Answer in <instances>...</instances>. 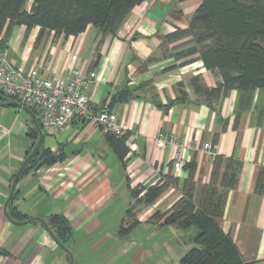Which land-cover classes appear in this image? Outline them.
<instances>
[{"label":"crops","instance_id":"obj_1","mask_svg":"<svg viewBox=\"0 0 264 264\" xmlns=\"http://www.w3.org/2000/svg\"><path fill=\"white\" fill-rule=\"evenodd\" d=\"M200 5L201 0H146L132 10L114 36L93 25L68 37L55 31L41 34L40 27L27 31L25 26H15L4 49L0 36V59L5 57L25 73L48 78L76 68L95 71L98 81L88 90L94 105L114 110L127 126L128 135L135 136L121 161L109 137L94 124L75 122L65 131H42L44 148L64 153L65 160L25 174L17 185L14 207L30 218L46 221L55 214L65 216L72 224L73 237L79 232L89 235L111 221L127 226L130 220L139 222L136 229L147 224L150 235L158 237L176 228L163 226L162 219H151L157 212L170 211L183 196L189 176L186 165L192 162L197 166L193 203L200 206L214 168L212 157L204 150L209 143L212 151L224 158L218 187L227 160L241 164L238 185L228 191L224 216L217 223L229 233L246 263L264 264V195L256 193L264 169V113L259 109V90L253 94L250 110L238 118L236 90L209 105L202 89L195 88L215 89L222 82L220 75L206 70L197 60L198 54L177 57L194 46L187 44L190 39L166 40L177 30L189 28ZM30 7L31 3L28 10ZM171 67L177 68L167 71ZM123 91L126 99L113 102ZM32 128L28 112L0 104V264H70L69 254L41 224L18 226L5 214L13 179L37 143L30 136ZM159 133L192 147L180 172L173 168L177 147H156ZM166 182L168 189L151 205L142 202L144 192L132 198V190ZM132 207L133 216L129 217ZM72 240L65 246L75 254L73 264H87V254L76 253ZM156 250H162L160 243ZM186 252L180 251L178 262ZM141 253L145 262L148 257Z\"/></svg>","mask_w":264,"mask_h":264},{"label":"trees","instance_id":"obj_2","mask_svg":"<svg viewBox=\"0 0 264 264\" xmlns=\"http://www.w3.org/2000/svg\"><path fill=\"white\" fill-rule=\"evenodd\" d=\"M145 1L0 0L2 48H6L7 40L15 26H25L27 31L40 27L41 34L46 31H55L68 37L76 36L87 26L93 25L102 33L114 36L132 10ZM29 3L31 7L28 10ZM184 39H190L187 44L194 46L178 54L177 57L198 54L197 60L203 63L204 68L217 71L221 77L222 82L213 90L195 88L198 91L202 89L207 103L211 105L214 99L236 90L238 93L237 118L250 110L254 92L264 91V0H201V5L194 12L189 28L177 30L166 37L169 42ZM193 61L185 62L183 66ZM176 68L171 67L167 71ZM126 95V91L117 94L113 102H122L126 99ZM11 101L13 100L0 95V104ZM259 109L264 113V104ZM30 136L37 142L40 134L36 128H32ZM108 137L119 159L123 161L130 151L125 141L126 137ZM65 157L64 153L54 154L43 145L38 156L27 165L21 178L34 168L52 167L63 162ZM213 161L211 181L203 192L199 207L193 203L197 166L195 162H192L186 165L189 176L185 181L183 196L174 203L170 211L157 212L151 222L162 219L163 226H172L184 233L193 231L192 237L187 242L194 247L185 253L179 264H255V262L246 263L243 260L229 233L224 232L217 223V220L224 216L228 191L235 189L238 185L241 164L228 159L220 187H218L224 158L216 155ZM168 187L169 184L166 182L160 186L138 188L132 190L131 195L132 198H138L144 192L142 202L145 205H151L165 193ZM18 192L19 190L16 189L8 205V214L15 222L31 220L32 218L13 206ZM256 193L264 195V169L259 173ZM133 211L132 207L129 217L133 216ZM30 222L40 224L35 220ZM47 223L64 246L72 239L73 227L65 216L52 215ZM138 225L137 220L132 221L128 226L122 224L119 235L128 236Z\"/></svg>","mask_w":264,"mask_h":264},{"label":"built area","instance_id":"obj_3","mask_svg":"<svg viewBox=\"0 0 264 264\" xmlns=\"http://www.w3.org/2000/svg\"><path fill=\"white\" fill-rule=\"evenodd\" d=\"M97 81L95 71L76 68L44 78L15 68L5 57L0 59V95L34 112L43 132L65 131L75 122L90 123L100 127L105 136L126 137L129 145L135 136L128 135L129 130L117 113L94 105L88 90ZM155 144L157 148L177 147L173 168L180 172L185 154L192 147L162 133L157 135ZM204 150L212 159L216 156L211 144H205Z\"/></svg>","mask_w":264,"mask_h":264},{"label":"rangeland","instance_id":"obj_4","mask_svg":"<svg viewBox=\"0 0 264 264\" xmlns=\"http://www.w3.org/2000/svg\"><path fill=\"white\" fill-rule=\"evenodd\" d=\"M178 5L181 8L180 2ZM259 93L258 103L263 105L264 91L259 90ZM34 141L36 143V140ZM130 222L132 221L130 220L126 225L128 226ZM120 227V222L111 221L101 224L89 235L83 232L76 233L72 237V246L76 243L75 248L73 247L76 253L87 254L84 258L88 259L85 262L87 264H178L177 257L180 251H188L194 247L187 242L192 237L193 231L184 233L172 229L174 231H163L162 235L157 237L150 235L148 231L150 227L144 224L140 228H135L131 235L123 237L119 235ZM158 243L162 248L160 252L156 250ZM142 251L148 257L145 262L141 259ZM72 256L74 262L75 254L72 253ZM77 258H80V255Z\"/></svg>","mask_w":264,"mask_h":264},{"label":"water","instance_id":"obj_5","mask_svg":"<svg viewBox=\"0 0 264 264\" xmlns=\"http://www.w3.org/2000/svg\"><path fill=\"white\" fill-rule=\"evenodd\" d=\"M1 106H8V107H14V108H18V109H22V110H25L26 112H28L31 116H32V119H33V123H34V126L35 128L38 130L39 134H40V137H39V140L37 141V143L35 144V147L32 151L31 154L28 155V157L25 159V161L23 162L22 166L19 168L18 172L16 173L14 179H13V183H12V187H11V191H10V195L8 197V200L7 202L5 203V206H4V209H5V214L6 216L10 219V221L15 224V225H18V226H22V225H26L28 224L30 221L32 220H35L37 222H39L44 228L45 230L48 232V234L51 236V238L63 249L65 250L69 256H70V264H73V256H72V253L67 249L66 246H64L60 241L59 239L55 236V234L53 233V231L51 230V228L49 227L47 221L43 218H32L31 220H28V221H25V222H15L13 221L9 214H8V205L9 203L12 201L14 195H15V192H16V189H17V185L19 183V180L25 170V168L27 167V165L35 158L38 156L43 144H44V133L42 132V129L37 121V118H36V115L31 111L29 110L28 108L26 107H23L21 104H19L18 102H15V101H11V102H7V103H4V104H1Z\"/></svg>","mask_w":264,"mask_h":264}]
</instances>
